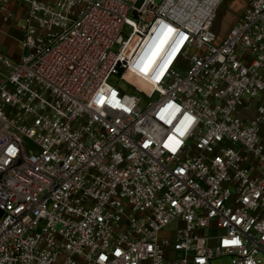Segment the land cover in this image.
Returning <instances> with one entry per match:
<instances>
[{"label":"built area","instance_id":"1","mask_svg":"<svg viewBox=\"0 0 264 264\" xmlns=\"http://www.w3.org/2000/svg\"><path fill=\"white\" fill-rule=\"evenodd\" d=\"M222 2L0 0V264H263L264 0Z\"/></svg>","mask_w":264,"mask_h":264},{"label":"rangeland","instance_id":"2","mask_svg":"<svg viewBox=\"0 0 264 264\" xmlns=\"http://www.w3.org/2000/svg\"><path fill=\"white\" fill-rule=\"evenodd\" d=\"M163 0H154L156 4H161ZM245 0H223L221 3L217 17L214 23V31L218 36L219 40H222L230 28L235 24L236 20L239 18L243 9ZM134 26V20L132 17H129L126 21V24L123 28L122 34L123 36H128ZM22 41V33L18 26H16L13 22H5L3 19V15L0 14V52L8 54L11 56V60L13 63H16V60L19 57L21 51V42ZM134 46L129 45L126 50V55L130 56L134 50ZM141 61L138 65V70L136 72H129L126 74V79L132 84L138 86L141 90L150 92L153 88V84L155 80H158L162 74L163 67L166 66V62L164 59L161 61L158 57H155V53L151 51V49L144 51ZM158 64L160 70L154 72L151 76L147 75L148 69L150 65ZM118 79L112 78L111 83L117 84ZM122 87L128 89L125 84H122ZM24 146L26 148L27 153H31L33 150V145L30 141L24 140ZM175 227V224L171 225L170 228ZM215 244H212L214 247ZM261 259L264 264V256H261ZM212 264H230V259L227 257L216 258L212 261Z\"/></svg>","mask_w":264,"mask_h":264},{"label":"crops","instance_id":"3","mask_svg":"<svg viewBox=\"0 0 264 264\" xmlns=\"http://www.w3.org/2000/svg\"><path fill=\"white\" fill-rule=\"evenodd\" d=\"M248 2H249V0H245V2H244L245 7L247 6ZM243 10H244V9H243ZM236 21H237V20H236ZM128 74H129V72H128Z\"/></svg>","mask_w":264,"mask_h":264},{"label":"bare ground","instance_id":"4","mask_svg":"<svg viewBox=\"0 0 264 264\" xmlns=\"http://www.w3.org/2000/svg\"><path fill=\"white\" fill-rule=\"evenodd\" d=\"M130 45H132V46H134V47H135V45H136V44H135V43H132V44H130Z\"/></svg>","mask_w":264,"mask_h":264},{"label":"snow or ice","instance_id":"5","mask_svg":"<svg viewBox=\"0 0 264 264\" xmlns=\"http://www.w3.org/2000/svg\"><path fill=\"white\" fill-rule=\"evenodd\" d=\"M233 243H235V241H233Z\"/></svg>","mask_w":264,"mask_h":264}]
</instances>
